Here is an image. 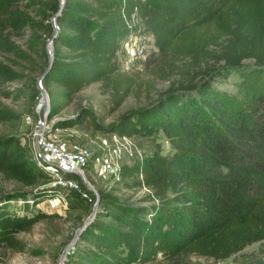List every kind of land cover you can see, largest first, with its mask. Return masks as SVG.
Instances as JSON below:
<instances>
[{"label":"trees","instance_id":"obj_1","mask_svg":"<svg viewBox=\"0 0 264 264\" xmlns=\"http://www.w3.org/2000/svg\"><path fill=\"white\" fill-rule=\"evenodd\" d=\"M134 11L165 58L162 76L177 70L179 78L153 105L124 113L112 127L122 135L162 129L174 151L135 165L134 182L152 189L138 204L102 195L104 217L85 228L81 238L88 246L70 264H124L161 237L168 222L178 233L170 246L174 255L264 264V84L255 102L243 105L214 84L213 72L238 68L248 58L264 70V0H64L53 9L56 26L6 4L0 8V49H10V28L45 27L54 36L45 86L56 82L70 98L102 81L118 107L131 92L132 80L116 56ZM19 75L0 60V89ZM15 115L0 103V122ZM30 154L14 136L0 137V172L36 183L47 172ZM9 206L0 205V244L23 249L16 234L48 214H21Z\"/></svg>","mask_w":264,"mask_h":264},{"label":"rangeland","instance_id":"obj_2","mask_svg":"<svg viewBox=\"0 0 264 264\" xmlns=\"http://www.w3.org/2000/svg\"><path fill=\"white\" fill-rule=\"evenodd\" d=\"M59 3L61 5V0H0V8L7 4L9 8L28 15L32 21L52 22L56 26L53 9ZM135 22L137 32L145 41V55L133 68L119 69L132 82L131 92L118 107L114 106L112 94L102 81L85 86L70 98L66 88L56 82L45 86L40 75L53 56V52L48 50L52 36L45 27L28 23L22 28L7 31L10 49H0V60L20 75L0 89V103L16 114L13 119L0 122V137L14 136L30 154L34 130L40 119L42 84L49 98L50 110L44 125L50 136L63 147L88 146L92 157L85 169V177L60 173L61 177L55 171L45 170L46 176L36 183L26 184L0 172V205L8 204L13 212L22 214L27 203V213L43 211L48 214L31 228L16 234L24 244L23 249L0 244V264H70L75 253L88 246L81 238L85 228L103 216L102 195L138 204L150 191L144 183L134 182L137 178L135 165L150 159L155 153L171 154L174 151L162 129L146 126L123 137L112 127L124 113L153 105L179 78L177 70L170 71L169 78L162 76L165 58L154 34L140 17ZM213 72L216 76L214 84L230 92L243 105L254 103L264 84V70L257 67L252 58L245 59L243 66L238 68L220 67ZM103 152L112 154L118 166L117 172L110 173L103 168L98 159ZM67 177L78 179L80 187L65 186L62 178ZM45 191L48 195L37 196L38 192ZM59 192L65 196L63 202L56 198ZM164 228H167L166 232L152 241L148 249L124 260V264H225L230 261L200 254L174 255L170 246L178 240L177 230L169 222Z\"/></svg>","mask_w":264,"mask_h":264},{"label":"built area","instance_id":"obj_3","mask_svg":"<svg viewBox=\"0 0 264 264\" xmlns=\"http://www.w3.org/2000/svg\"><path fill=\"white\" fill-rule=\"evenodd\" d=\"M63 3L64 1L61 0V5ZM138 17L136 11L131 13L130 18L127 17L130 32L117 51L116 60L119 69L123 71L133 68V66L145 55V41L142 38V34L136 30L137 26L135 20ZM53 47L51 43L48 45V50L51 51V53L53 52ZM44 123V121L39 119L35 127L33 148H31L30 151L32 158L42 169L55 171V174L58 176L62 177L61 174H79L84 176L85 169L92 157L91 149L85 145L76 148L63 147L50 136L47 131V126H45ZM122 136L125 137V135ZM98 159L101 161L106 171L110 173L117 172L118 166L112 154L103 152L102 156L100 155ZM141 175L143 176V174ZM62 179H64L65 186L71 188L80 187L78 179L74 177ZM146 189L152 191L151 188L146 187ZM56 198L62 202L65 200V196L62 192L56 194Z\"/></svg>","mask_w":264,"mask_h":264},{"label":"water","instance_id":"obj_4","mask_svg":"<svg viewBox=\"0 0 264 264\" xmlns=\"http://www.w3.org/2000/svg\"><path fill=\"white\" fill-rule=\"evenodd\" d=\"M63 5V4H62ZM51 45L54 46V36H52L51 40H50ZM53 56L50 59V62L52 61ZM50 65L47 66V68L43 71V73L40 75V80L43 79L47 73V71L49 70ZM40 89H41V93L45 94L44 88L42 87V85L40 84ZM50 110V105L48 102H44L43 104H41V106L39 107V117L42 121L45 120L46 116H47V112ZM85 225H87V222L85 223Z\"/></svg>","mask_w":264,"mask_h":264},{"label":"bare ground","instance_id":"obj_5","mask_svg":"<svg viewBox=\"0 0 264 264\" xmlns=\"http://www.w3.org/2000/svg\"><path fill=\"white\" fill-rule=\"evenodd\" d=\"M44 91H45V94L44 93L43 94L41 93L40 105L43 104L44 102H48L49 103V98H48V95L46 93V90L44 89Z\"/></svg>","mask_w":264,"mask_h":264}]
</instances>
